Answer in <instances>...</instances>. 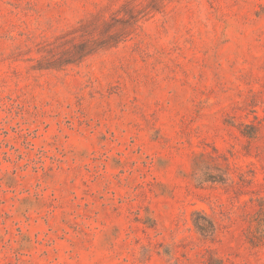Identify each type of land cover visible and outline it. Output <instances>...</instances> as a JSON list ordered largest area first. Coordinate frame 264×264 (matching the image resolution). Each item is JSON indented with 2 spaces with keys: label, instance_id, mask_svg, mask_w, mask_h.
<instances>
[{
  "label": "rangeland",
  "instance_id": "obj_1",
  "mask_svg": "<svg viewBox=\"0 0 264 264\" xmlns=\"http://www.w3.org/2000/svg\"><path fill=\"white\" fill-rule=\"evenodd\" d=\"M0 264H264V0H0Z\"/></svg>",
  "mask_w": 264,
  "mask_h": 264
},
{
  "label": "trees",
  "instance_id": "obj_2",
  "mask_svg": "<svg viewBox=\"0 0 264 264\" xmlns=\"http://www.w3.org/2000/svg\"><path fill=\"white\" fill-rule=\"evenodd\" d=\"M196 226H198L197 228H201L199 225H196Z\"/></svg>",
  "mask_w": 264,
  "mask_h": 264
}]
</instances>
